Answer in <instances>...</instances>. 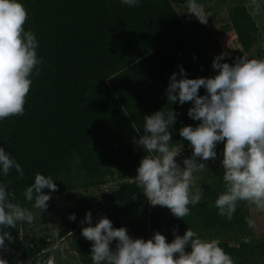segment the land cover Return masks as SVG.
Instances as JSON below:
<instances>
[{"label": "trees", "instance_id": "obj_1", "mask_svg": "<svg viewBox=\"0 0 264 264\" xmlns=\"http://www.w3.org/2000/svg\"><path fill=\"white\" fill-rule=\"evenodd\" d=\"M21 2L28 12L24 27L35 33L43 63L40 74L31 77L23 115L0 121V146L21 164L24 177L19 179L13 169L0 180L15 193V202L33 213L37 209L25 200L23 192L37 172L51 175L57 184L51 197L70 196L78 189L98 188L113 180L121 182L99 197L95 210L81 199L84 205L73 210L75 220L61 221L56 236L33 234L28 240L24 237L21 246L16 228L6 227L4 231L13 239H5L0 251L22 249L24 259L41 264L56 252L54 244L62 238L69 246L64 252L77 259L74 264H92V242L81 235L82 227L87 226L82 223L85 213L91 210L93 226L106 216L113 227H126L130 236L144 239H148L149 229L176 230L183 235L191 228L202 239H217L234 264H251L256 256L264 264V241L248 237L252 228L246 218H252L247 201L238 202L231 220L218 215L213 206L224 191L223 171L204 182L201 202L189 205L190 214L183 219L165 206L149 211V202L135 180L145 154L135 143L143 134L145 115L171 108L178 113L171 143L183 147L175 159L183 166V159L192 155L190 142L180 137L179 129L195 127L199 121L187 115L191 102H168L166 90L171 74L179 73L178 66L185 69L188 78L216 74L211 65L217 55L205 51L206 38H200L198 29H188L175 8L176 4H187V0H141L134 7L120 0ZM199 3L208 14L224 8L225 17L216 19L209 14L208 18L213 25L221 22L220 35L234 32L243 53L257 43L259 27L247 7L252 0ZM257 4L264 13V2L257 0ZM205 92L203 87L199 89L200 95ZM223 148L224 142H219L217 155ZM211 160L197 158L205 164ZM230 232L233 235L223 237ZM228 238L240 240L232 245ZM245 238L250 243H245Z\"/></svg>", "mask_w": 264, "mask_h": 264}, {"label": "clouds", "instance_id": "obj_2", "mask_svg": "<svg viewBox=\"0 0 264 264\" xmlns=\"http://www.w3.org/2000/svg\"><path fill=\"white\" fill-rule=\"evenodd\" d=\"M120 3L134 7L141 0H120ZM252 3L257 4V0ZM187 4L188 13L207 23L209 14L199 0H187ZM27 19L28 12L21 0H0V121L23 115L31 77L40 74L39 66L43 63L37 53L35 33L24 27ZM225 55L220 53L213 58L211 66L216 70L213 76L188 78L185 69L178 66L179 73L173 72L169 78L168 102L180 105L191 102L187 115L199 121L195 127L186 125L179 129L180 137L189 141L192 148V155L183 159V166L175 159L183 145L171 143V129L178 117L172 108L145 115L143 134L135 141L145 153L136 169L138 186L151 205L165 206L177 218L188 216L189 205L201 202L203 190H193V174L206 165L197 162V158L215 160L219 142H224L221 160L224 191L213 205L217 214L231 220L239 201L264 209V58L243 54L228 63L222 62ZM201 87L206 90L204 95L199 94ZM13 169L23 179L21 164L0 146V176H8ZM53 181L51 175L37 172L24 189L25 200L33 202L32 207L41 213L57 190ZM15 201V193L0 180V248L4 247L5 239H13L4 231L6 227L15 228L19 222L30 224L34 220L33 212ZM75 218V213L69 216L70 220ZM246 220L249 228H255L254 220ZM82 223L87 226L82 227L81 235L92 242V264H234L217 239H202L191 228L183 235L173 230L174 239L167 242L160 232H154L149 239L133 238L126 227H113L106 216L93 226L91 210L85 213ZM244 242L250 240L245 238ZM0 264L8 262L0 258ZM48 264H55L54 256Z\"/></svg>", "mask_w": 264, "mask_h": 264}, {"label": "rangeland", "instance_id": "obj_3", "mask_svg": "<svg viewBox=\"0 0 264 264\" xmlns=\"http://www.w3.org/2000/svg\"><path fill=\"white\" fill-rule=\"evenodd\" d=\"M247 7L259 27V36L257 43L251 48V50L247 53H243L239 44L236 42L234 32L230 31L223 35L219 34L221 22H217L213 25L211 24L209 18H207V23H201L193 14L187 12L188 4L175 5L177 12L186 27L190 30L198 29L200 32V38L203 36L206 38L204 43L205 51L214 55L226 53L224 61L222 62L228 63H232L235 58L243 54H246L249 58H264V13L258 4H249ZM209 14L215 16L216 19L226 16L224 8L213 9L209 12ZM222 158V153H219L215 160L212 159L210 162L205 164L206 167L203 170L194 171L193 175L195 185L193 189L203 188L204 186L202 185L204 182L212 181L221 174L223 171L221 164ZM120 182L121 180H113L98 188L93 187L88 190L78 189L77 192L72 193L70 196L63 194L62 197H51V199L47 202L48 208L46 210L41 213L40 210L37 209L35 213H33L34 220L32 223H17L15 228L20 245L22 246L23 239L26 238L28 240L33 234L41 236L44 233H51L56 236L59 231L58 224L65 218H69V216L73 213L74 208L84 205L81 199H84L89 203V209L95 210L99 197L107 193L109 190L116 188ZM247 205L250 208L251 218L255 221V228H252L248 237H253L256 241H264V209H259L249 202H247ZM154 207L155 206L149 203V211L153 210ZM97 213H100V210ZM154 232H160L163 234L166 237L167 242H170L174 236L172 230L156 231L149 229L148 239L151 238ZM177 234L182 235V232H177ZM228 235H233V232L225 233L223 234V237ZM240 239H242V236H240ZM239 240L230 238L229 242L232 245H237ZM68 247L67 240L62 238L57 239L53 247V250L56 252H51L50 256L41 264H48L49 258L53 256L55 257V264L77 263L76 258H71V254L64 252L68 249ZM69 252L72 251L69 250ZM65 257L67 258V261L63 262ZM0 258L6 260L8 264H31L30 260L23 258L22 249L19 251H14L12 249H5L2 252L0 251ZM251 264H263L262 258L258 256L254 257Z\"/></svg>", "mask_w": 264, "mask_h": 264}, {"label": "crops", "instance_id": "obj_4", "mask_svg": "<svg viewBox=\"0 0 264 264\" xmlns=\"http://www.w3.org/2000/svg\"><path fill=\"white\" fill-rule=\"evenodd\" d=\"M248 5H249V4H248ZM248 5H247V6H248ZM258 36H259V35H258Z\"/></svg>", "mask_w": 264, "mask_h": 264}]
</instances>
